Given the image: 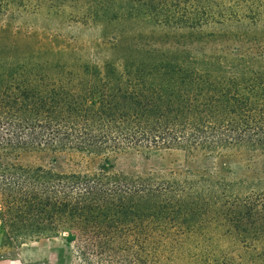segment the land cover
Returning <instances> with one entry per match:
<instances>
[{
    "label": "trees",
    "instance_id": "16d2710c",
    "mask_svg": "<svg viewBox=\"0 0 264 264\" xmlns=\"http://www.w3.org/2000/svg\"><path fill=\"white\" fill-rule=\"evenodd\" d=\"M39 14L101 26L104 56L18 24ZM161 149L196 171L115 169ZM210 228L264 242V0H0L3 256L67 232L84 264H226Z\"/></svg>",
    "mask_w": 264,
    "mask_h": 264
},
{
    "label": "rangeland",
    "instance_id": "374dc122",
    "mask_svg": "<svg viewBox=\"0 0 264 264\" xmlns=\"http://www.w3.org/2000/svg\"><path fill=\"white\" fill-rule=\"evenodd\" d=\"M18 24L24 29L28 25L39 28L45 34H56L62 37L61 41L71 42L76 46L84 58L96 59L103 57L105 52L94 50L96 42H102L103 31L101 26H84L78 23H58L57 21H48L44 19L42 14L30 15L20 18ZM118 27L117 25H113ZM123 26V25H120ZM239 43L229 40L222 41L214 39L212 44L207 46L199 45V51L204 48V52L209 53L211 49L214 52H220L221 48L233 50L232 47L238 46ZM195 53V47L193 49ZM118 53L121 51L118 50ZM21 164H40L45 166H59L63 170L84 169L86 162L82 161L79 165L59 159L53 162L50 156L39 153H26L19 158ZM242 162H235L234 165H241ZM95 164H92V167ZM196 171L195 166H191L187 162L186 152L181 149H161L154 150L149 155L141 153H132L119 157L116 162L115 169L117 171L133 174H146L149 172H161L166 175L182 179L187 175L188 169ZM237 176H243L244 172L239 168L235 172ZM210 228L207 235L211 236L212 242L209 243L210 249L220 251V254L227 256L226 264H264V242L249 239L246 242L239 240H229L223 238ZM201 248V247H200ZM5 251L1 248L0 236V264H84L77 256L71 233H62L58 236L41 237L24 244L21 248L10 253V257H5ZM186 258L176 259V264H185Z\"/></svg>",
    "mask_w": 264,
    "mask_h": 264
}]
</instances>
